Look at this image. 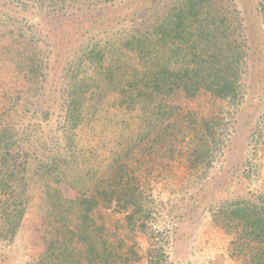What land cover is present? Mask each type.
I'll use <instances>...</instances> for the list:
<instances>
[{"label":"trees","instance_id":"16d2710c","mask_svg":"<svg viewBox=\"0 0 264 264\" xmlns=\"http://www.w3.org/2000/svg\"><path fill=\"white\" fill-rule=\"evenodd\" d=\"M7 1L22 11L37 5L47 7L49 17L30 18L25 28L14 23L0 25V41L12 45H21L16 34L30 31L24 39L27 63L19 67L24 86L18 95L10 97L0 114V249L13 245L27 229L43 251L35 260L23 256L26 264H130L126 254L117 250V240L123 236L137 242L140 231L150 243L148 264H167L165 250L171 236L182 227L192 226L205 211L211 226L231 238L233 258L243 264H264V193L236 194L218 201L212 192L218 175L227 174L224 164H217L227 155L246 97L244 75L249 53L245 39L237 38L243 32V22L236 1L170 0L161 11L155 8L157 0H145L142 10L155 8L154 14L146 20H131L132 24L120 28L115 37L88 38L68 58L63 55L70 44L65 24L86 9L93 11L117 0ZM56 17L60 25L49 35L36 32L35 28L52 24L50 20ZM78 17L81 19L75 20L79 24L95 19L86 13ZM43 41L45 46L41 45ZM164 50L169 57L163 62L139 69L140 57L160 59ZM99 77L109 83L106 88ZM50 80L55 84L49 93L59 84L62 94H58L57 111L49 105L41 114L46 122L56 116L60 146L52 148L39 138L38 124L21 130L20 120L14 118L23 97L42 98ZM178 95L188 101L206 96L213 108L206 114L195 112V125L186 119L179 123L180 117L187 118L181 112L177 119L170 120L164 109L172 108V100ZM108 102L128 115L135 108L145 113L149 107L160 105L156 112L158 127L153 129L152 120L148 126L146 120L136 121L129 115L137 130L130 121L126 120L129 129L122 124L130 130L124 150L114 153L104 172L92 168L93 183L79 192L71 177L80 173L83 164L87 166L85 152L95 154L94 148L81 147L80 134L93 125ZM49 103L47 100L44 105ZM177 107L173 106L174 112L191 111ZM193 127L195 137L190 132ZM263 130L259 126L250 139L256 144L262 140L264 145ZM187 144V176L180 187H174L172 168L181 147ZM24 151L31 158L22 163ZM245 166L252 169L250 161ZM230 183V187L218 191L231 193L235 183ZM96 207L124 216L126 223L108 229L93 216ZM171 218L177 220V228L169 227ZM104 253L113 258L109 260Z\"/></svg>","mask_w":264,"mask_h":264},{"label":"rangeland","instance_id":"374dc122","mask_svg":"<svg viewBox=\"0 0 264 264\" xmlns=\"http://www.w3.org/2000/svg\"><path fill=\"white\" fill-rule=\"evenodd\" d=\"M235 1L238 5L243 22V32L238 33L237 38L239 40L245 39L246 48L249 53L248 67L244 75L246 97L241 105V112L236 117V119L238 118L235 122L236 129L231 136L227 155L223 162L217 164H224V172L227 173L225 176L218 175L219 179L217 178L214 182L216 186L213 188L212 192L215 195V200L218 201L232 199L236 194L252 196V193L255 192L264 193V145L262 144V140L256 144L252 138L250 139L251 135L256 133L255 131L259 126H261V129H264V0ZM146 2L145 0H117L116 2L101 4L93 11L86 9L76 15L72 19V22L69 21L65 24V32L67 33L66 38L70 39V44L64 48V57L68 58V56H71L72 53L78 49L81 42H85L90 37H115L120 28L122 29L124 25L132 24L131 20L136 22L146 20V18L154 14L153 12H156V9L164 11L170 0L154 1L156 9L153 8L150 12H147V9H145V11L142 10L143 4L145 5ZM151 4L153 3L151 2L150 5ZM46 9L47 7L42 8L40 5H37L27 11H22L21 8L16 7V5H13L9 1L0 0V15L2 16L0 17V25L4 24L5 26L14 23L18 25L19 28H25L24 25L30 18L36 17L42 19L46 17L49 12L48 10L46 11ZM72 11L75 12V10ZM85 13L94 17V21L89 23L85 21L83 24L76 22V17L81 19V17L78 16ZM59 15L60 18H63L62 14H56V16ZM125 18L126 21H124ZM57 19L56 17L54 20H50L52 24L48 26L43 24L40 28H35L36 32L38 30L45 35H49V31L54 30L60 25ZM89 20H91V17H89ZM79 26L83 29L80 30ZM86 30L89 31L85 34ZM29 33L30 31L26 30L20 36L16 34L21 45H12L11 43H3L0 41V114L4 112L5 109L2 108L10 97L18 95V91L24 86V76L20 74L22 72L19 67L27 63L29 54L26 47L27 40L24 39H26L25 35H30ZM43 39L45 38L43 37ZM41 45L45 46L44 41ZM54 47L55 45L50 47V49ZM164 52V54H161L162 57H160V59H158L159 57L157 56L149 60H147V58H138L139 69L150 68L160 61L163 62L169 57V53L166 50H164ZM54 65L55 64H52V68ZM98 81L104 88L109 85L107 80L105 81L101 77L98 78ZM48 83L47 90H43L42 98L38 97L37 99H31L30 97L29 100H25V97H23L21 109L18 107V114L14 113V118L20 120L21 130L31 125L38 124L39 138L45 141L48 147L52 148L57 144L60 146V141L57 140L58 125L56 116L51 122H46L41 117V114L48 109L49 105H53L57 111V102H60L58 98L62 94L58 91L60 89L59 84L49 93L50 88L55 82L50 80ZM47 93L54 98L50 99ZM47 100L51 103L44 105V102ZM104 106L105 109L97 113L98 117L93 125L88 126L80 134L81 147L85 149L94 148L95 154L92 155L90 152H85V163L87 166L83 164L79 169V174L82 175L78 176V174L71 177V181L79 186V192L85 191L93 183L94 177L90 172L92 168L98 173L104 172L107 170V164L112 161L113 156H115L114 153L124 150L126 142L130 140V130H125L122 124L125 123L127 129H129L126 120L130 121L133 130H137L136 124L133 123L129 115H133L136 121L141 120L140 118L146 120L145 122L147 125L150 124L149 122L152 120L153 129L158 127L156 112L158 111L157 107L160 105L149 107L145 110V113L142 108H135L133 112L132 110L129 112V115L125 111L113 109V104L110 102L106 103ZM171 106L172 108L173 106H181L194 111L178 112V110H176L174 112L172 108H167V106L166 108L164 107L166 114L169 115L168 119H177L179 117L177 114L181 112L186 115L187 118L180 117L177 121L183 123L182 121L184 119L188 122H192L193 120L192 125H195L194 123L197 122V119H192V117L195 116V112L206 114L213 108L211 100L206 96L200 97L199 100L188 101L184 99L183 96L178 95L175 100H172ZM217 106L218 105H216L215 109H217ZM148 118H150V120H148ZM190 132H192L193 135L196 134L194 127ZM262 133L264 134V130ZM189 147V144L185 147H181L178 161L176 165H173L172 174L174 178L171 179V185L174 187H180L187 176L186 172L188 171H186L185 166V154ZM30 158L31 156L28 151H24L20 161L23 163ZM248 161H250L252 168L250 169L249 166V170H247L245 166ZM230 180L235 183V187L230 189L231 193L219 192L218 189H223L227 186L230 187ZM162 195H166V191H163ZM182 204L184 207L186 206V204ZM93 216L98 222L103 223L110 230H115L116 227H120L126 223L124 216L118 215L112 210L103 207H96L93 211ZM129 221H131L132 226H135L131 219H129ZM168 225L170 228H177V220L174 221L171 218ZM180 230L179 233L171 236L170 244L166 246L165 252L169 258L167 264H184L186 262L191 264H243L240 260L233 258L230 253L231 238L221 229H215L211 226L209 216L205 211L192 226L182 227ZM137 234V242L128 241L125 237L121 236L117 240V250L123 251L126 254L130 259V264H148L147 251L150 248V243L147 241V235L140 231H137ZM140 234L141 236H139ZM42 251L43 247L39 242L35 241L32 232L29 233V231L25 229V231L14 240L13 245L6 249H0V264H26L27 261H25L23 256H28L27 260H31L32 258L35 260ZM105 256L109 260L113 258H110V256L106 254Z\"/></svg>","mask_w":264,"mask_h":264}]
</instances>
